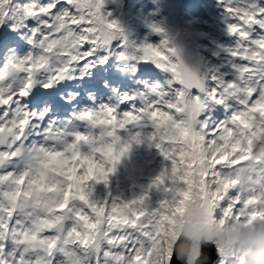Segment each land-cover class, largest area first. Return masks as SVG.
<instances>
[{
  "label": "snow or ice",
  "instance_id": "snow-or-ice-1",
  "mask_svg": "<svg viewBox=\"0 0 264 264\" xmlns=\"http://www.w3.org/2000/svg\"><path fill=\"white\" fill-rule=\"evenodd\" d=\"M222 2L228 33L237 38L229 50L234 80L198 78L172 62L167 41L121 50L117 23L102 13L104 0H0V42H16L17 32L5 23L15 15L27 22L31 48L0 67V264H172L177 217L194 200L220 217L264 219V36H252L253 28L264 33V7ZM112 60L133 73L140 70L137 61L154 63L171 71L177 86H153L136 111L120 114L105 104L80 114L105 126L100 139L111 142L86 154L81 144L91 146V136L77 134L74 143L61 145L37 110L42 98L35 86L50 88L74 68ZM215 105L227 107L228 118L210 117L207 109ZM141 121L151 122L149 139L170 161L150 186H164L168 197L151 210L147 192L128 202L93 199L89 182L107 184L130 147L118 130ZM241 174L246 183L230 178Z\"/></svg>",
  "mask_w": 264,
  "mask_h": 264
},
{
  "label": "rangeland",
  "instance_id": "rangeland-1",
  "mask_svg": "<svg viewBox=\"0 0 264 264\" xmlns=\"http://www.w3.org/2000/svg\"><path fill=\"white\" fill-rule=\"evenodd\" d=\"M223 3L222 0H104L102 13L107 16L109 21L117 23L120 30L117 40L124 44L121 50L134 53L145 45L160 46L163 41H167V47L174 49L176 54L175 40L179 41L182 38L189 46L185 51L188 61H183V64L186 65L189 62L192 65L191 72L196 71L194 74L198 78L207 80L216 75L225 80H234L237 77L235 68H233L236 60L231 56L228 42L234 48L237 38L229 35L226 38L215 39L213 35L209 34L214 27V22H210L212 16L209 15L208 10L211 11L212 4H220V9H224L226 5ZM256 6L264 7V3L260 1ZM216 11L217 25L220 29L225 30L220 16L226 11ZM227 20L230 22L229 16H227ZM5 23L10 30L17 32V40L16 42H0V55L3 52V56L5 55L8 60H20L31 51L25 41L26 37L28 38L27 32L23 30L24 24L27 22H21L19 25L16 16L9 15ZM209 24L212 28H209ZM252 36L260 38L264 36V33L253 28ZM190 45L193 48H190ZM171 60L173 63H178L174 55L171 56ZM136 65L140 69L138 72H125L121 71V65L118 62L112 60L109 65L97 63L92 68H74L63 78L67 76L70 79L75 73L85 77L89 69L100 73L103 71L112 72L116 76V83H119L124 90L122 92L125 93L124 97L135 101H130L126 111H136L143 106L147 99L146 101L140 100V97L150 96V89L155 85H159L164 90L177 86L175 76L171 71L161 69L156 71L150 63L145 65L141 61H137ZM6 66L4 61L0 63V67ZM62 79L59 80L60 83ZM54 85H58V81ZM41 87L42 84L38 83L34 88V92L40 97ZM193 91L195 92V90ZM47 101L48 98H46ZM106 104L115 108V104L110 99ZM207 111L214 120L226 119L231 114L227 107L221 105L210 106ZM132 126H138V130L131 132ZM105 131L106 127L102 126L101 136ZM129 131L130 137L117 132L121 144L127 142L131 145L128 148L129 152L123 155L116 164V173L109 174L107 184L89 182L92 198L97 201L111 199L117 202H128L147 192L148 209H155L162 200L168 197V193L163 191L164 186L159 188L150 186L165 168L170 167V161L161 155L160 150L155 147V142L149 139L153 131L150 121L129 124ZM105 142H111V138L104 136L103 141L100 139V146ZM128 173L131 174L132 181L128 180ZM112 185H114L113 189L110 187ZM219 261H223V257H220Z\"/></svg>",
  "mask_w": 264,
  "mask_h": 264
},
{
  "label": "clouds",
  "instance_id": "clouds-1",
  "mask_svg": "<svg viewBox=\"0 0 264 264\" xmlns=\"http://www.w3.org/2000/svg\"><path fill=\"white\" fill-rule=\"evenodd\" d=\"M230 178L246 183L243 174ZM176 231L174 252L183 264H206L203 249L210 243L219 247L218 256L223 257L226 264H264V219L247 223L220 217L194 200L187 205L184 216L177 217ZM216 264H221V261Z\"/></svg>",
  "mask_w": 264,
  "mask_h": 264
},
{
  "label": "water",
  "instance_id": "water-1",
  "mask_svg": "<svg viewBox=\"0 0 264 264\" xmlns=\"http://www.w3.org/2000/svg\"><path fill=\"white\" fill-rule=\"evenodd\" d=\"M185 42L186 41H184V39H182V38H181V40L179 39V41L177 39L175 40L176 54L174 55V57L176 58L178 63H181L182 59H179V56H177V52L181 51L180 54H181V58H183V59L186 58V56H187V55L185 56V51L188 50L187 47H189V46ZM190 48H193V47L190 45ZM186 68L188 70L192 71V65L189 62H188V64H186ZM195 68H196V63H195ZM194 73H196V71H194ZM203 251H204L205 256L207 258L206 264H207V261L209 260V253H211L210 259L212 261V264H216V262L219 261L220 257L214 251V247L212 246V244H208V245L204 246ZM172 264H183V262L176 258V259H173Z\"/></svg>",
  "mask_w": 264,
  "mask_h": 264
},
{
  "label": "bare ground",
  "instance_id": "bare-ground-1",
  "mask_svg": "<svg viewBox=\"0 0 264 264\" xmlns=\"http://www.w3.org/2000/svg\"><path fill=\"white\" fill-rule=\"evenodd\" d=\"M180 53H181V51L180 52H177V56H179V59H182L181 60V63L183 64V61H186L187 59L186 58H184V59L181 58V54ZM183 66L186 68V65L183 64Z\"/></svg>",
  "mask_w": 264,
  "mask_h": 264
},
{
  "label": "trees",
  "instance_id": "trees-1",
  "mask_svg": "<svg viewBox=\"0 0 264 264\" xmlns=\"http://www.w3.org/2000/svg\"><path fill=\"white\" fill-rule=\"evenodd\" d=\"M16 21H17V23H18L19 25H21V22H22V21H20V20L17 19V18H16ZM25 41H26V43H28V38H27V37H26Z\"/></svg>",
  "mask_w": 264,
  "mask_h": 264
}]
</instances>
